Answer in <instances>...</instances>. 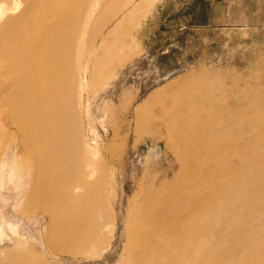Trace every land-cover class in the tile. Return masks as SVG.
<instances>
[{"label":"rangeland","instance_id":"rangeland-1","mask_svg":"<svg viewBox=\"0 0 264 264\" xmlns=\"http://www.w3.org/2000/svg\"><path fill=\"white\" fill-rule=\"evenodd\" d=\"M85 2L50 148L0 101L9 264H264V0Z\"/></svg>","mask_w":264,"mask_h":264},{"label":"bare ground","instance_id":"bare-ground-1","mask_svg":"<svg viewBox=\"0 0 264 264\" xmlns=\"http://www.w3.org/2000/svg\"><path fill=\"white\" fill-rule=\"evenodd\" d=\"M7 10L17 12L21 0H0ZM25 11L29 15L0 17V101L2 110L19 113L12 123L25 129L22 141L36 151L50 148L48 139L53 133V117L60 115L56 108L58 93L57 59L64 51L57 48L59 34L72 30L74 19L86 18V2L83 0H26ZM81 2V3H80ZM82 61L86 62L84 58ZM38 106L33 108L32 106ZM8 106V107H7ZM1 113V110H0ZM15 115V114H14ZM62 115V113H61ZM73 149L77 146L72 145ZM158 156L157 152L154 153ZM72 168L80 172L86 187V162H74ZM13 178V174H10ZM32 197V196H31ZM37 197L33 193L32 199ZM8 229L16 232L12 223ZM4 236L0 222V244ZM2 246V245H1ZM9 255L0 249V264H9Z\"/></svg>","mask_w":264,"mask_h":264}]
</instances>
